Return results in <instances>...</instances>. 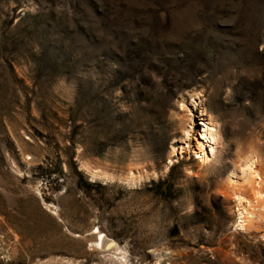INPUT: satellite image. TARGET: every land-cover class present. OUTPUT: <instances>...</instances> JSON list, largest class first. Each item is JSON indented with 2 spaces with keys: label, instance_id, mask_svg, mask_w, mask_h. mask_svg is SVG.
Instances as JSON below:
<instances>
[{
  "label": "rangeland",
  "instance_id": "obj_1",
  "mask_svg": "<svg viewBox=\"0 0 264 264\" xmlns=\"http://www.w3.org/2000/svg\"><path fill=\"white\" fill-rule=\"evenodd\" d=\"M249 158L264 0H0V264H264Z\"/></svg>",
  "mask_w": 264,
  "mask_h": 264
},
{
  "label": "bare ground",
  "instance_id": "obj_2",
  "mask_svg": "<svg viewBox=\"0 0 264 264\" xmlns=\"http://www.w3.org/2000/svg\"><path fill=\"white\" fill-rule=\"evenodd\" d=\"M182 108H184V106H182ZM186 117L189 118L187 115ZM204 134L205 137L211 140L213 144L220 141L221 139L220 133H218L217 130L212 129V127H209V124H205ZM188 135L189 133L187 134V136ZM198 149L199 151L204 149L201 143H198ZM214 149L215 148L213 147L210 151V154H204V155L213 156ZM246 163H247L246 170L243 171L245 186L233 187L231 183L229 186V190L233 192L232 193L234 197L233 199L237 202L238 211H241L239 213V217L236 225V227L240 228L241 230L250 229L251 224L257 221L264 223V181L259 176V173L256 171L255 159L249 158ZM86 171L89 172L93 178L99 176V174L91 172L89 168H86ZM129 181L131 182L135 181L133 174H130ZM92 234L98 235V237H96V241H94V246L98 247L99 250L115 248L117 253L118 251H120L119 248L115 246L113 241H111V239H109L105 234L101 233L99 230H97L95 233ZM123 254L124 253H122V255Z\"/></svg>",
  "mask_w": 264,
  "mask_h": 264
}]
</instances>
